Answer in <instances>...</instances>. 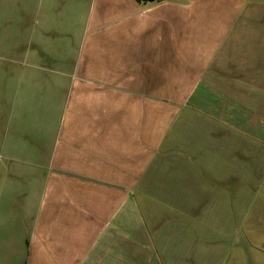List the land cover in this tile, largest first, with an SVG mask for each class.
Returning a JSON list of instances; mask_svg holds the SVG:
<instances>
[{"label": "crops", "instance_id": "1", "mask_svg": "<svg viewBox=\"0 0 264 264\" xmlns=\"http://www.w3.org/2000/svg\"><path fill=\"white\" fill-rule=\"evenodd\" d=\"M0 21L26 120L1 142L0 264H170L190 220L219 232L221 146L264 125V0H0Z\"/></svg>", "mask_w": 264, "mask_h": 264}, {"label": "rangeland", "instance_id": "2", "mask_svg": "<svg viewBox=\"0 0 264 264\" xmlns=\"http://www.w3.org/2000/svg\"><path fill=\"white\" fill-rule=\"evenodd\" d=\"M13 69L18 72L20 65L12 63L0 49V154L4 130L12 133L15 126L22 130L26 122L20 109L13 118L11 117L12 106L21 105L12 103L13 98L17 99ZM32 103L27 100L22 106L26 105L25 109H28V105ZM33 105L37 106L36 103ZM232 133L236 137L235 142L231 143L232 151L227 155L225 147L228 145L222 144L219 170L215 173V177L220 179L222 190L220 195L215 194V197L220 196L221 200L220 207L215 208L220 214L221 228L218 232L217 226L214 232H211L200 219L203 227L198 229L195 227V220H190V235H182L181 244L171 246L173 250H177L185 245V253L170 257V264H264V125L253 129L254 138H251L249 133ZM17 136L15 135V138ZM226 156H231L232 159H225ZM2 166L7 164L0 157V167ZM198 190L200 193L193 190L189 192L187 203L195 199L204 201L205 196L203 207H206L211 200L210 193L200 188ZM150 194L158 196L147 197L149 202L141 198L140 202L149 205L144 211L152 215L151 219L155 217L161 221L173 212L160 197L166 196V192ZM205 210L207 212L208 209ZM201 211V207L190 208L191 216ZM163 242L159 241L158 246L161 247Z\"/></svg>", "mask_w": 264, "mask_h": 264}]
</instances>
